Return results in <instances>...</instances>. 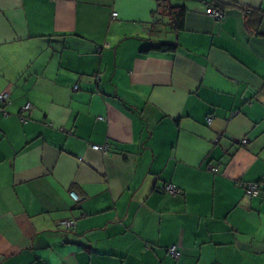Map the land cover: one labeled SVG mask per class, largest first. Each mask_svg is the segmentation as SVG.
I'll return each instance as SVG.
<instances>
[{"label": "crops", "instance_id": "0c3cea01", "mask_svg": "<svg viewBox=\"0 0 264 264\" xmlns=\"http://www.w3.org/2000/svg\"><path fill=\"white\" fill-rule=\"evenodd\" d=\"M4 91L0 264H264V0H0Z\"/></svg>", "mask_w": 264, "mask_h": 264}, {"label": "built area", "instance_id": "2783aa9c", "mask_svg": "<svg viewBox=\"0 0 264 264\" xmlns=\"http://www.w3.org/2000/svg\"><path fill=\"white\" fill-rule=\"evenodd\" d=\"M205 13H206V15H208L209 17L214 18V19H219L222 17V12L215 7H207L205 9ZM111 16L115 17L116 13H112ZM74 90H76V86L74 87ZM7 96H8L7 92H5V91L1 92L0 93V102L3 103L7 99ZM28 108H29V104L25 105L22 110L26 111ZM207 121L208 122L211 121V116L207 117ZM242 142H246V139H242ZM91 148L94 150L101 151V150H105L107 148V145L93 144V145H91ZM245 189H246L245 195H247V197H252V196L256 195L258 192L257 185L254 182L248 183L246 185ZM164 190L171 193L172 195H175L179 192V189L172 183H166L164 185ZM70 195L75 202H78L80 200V198L74 192H70ZM58 223L60 226H63L65 228H73L75 226V220H71V219H61L58 221ZM169 253L174 258H178L180 255V253L178 251H176L174 249V247H171L169 249Z\"/></svg>", "mask_w": 264, "mask_h": 264}, {"label": "trees", "instance_id": "16d2710c", "mask_svg": "<svg viewBox=\"0 0 264 264\" xmlns=\"http://www.w3.org/2000/svg\"><path fill=\"white\" fill-rule=\"evenodd\" d=\"M217 9H219L221 12H222V10L217 6ZM185 7L184 6H177V7H170V14H171V16H172V18H173V24H174V27L173 28H175L176 30H180L182 27H183V20H184V15H185ZM222 15H223V12H222ZM222 18V17H221ZM212 19H214V18H212ZM220 19V18H219ZM215 20H218V19H215ZM249 21V20H248ZM156 48L157 49H159V50H166V51H174V49L176 48V44H173V43H162V44H159L158 46H156ZM96 81H98L99 79H100V76L99 75H96ZM76 86V90H77V85H74L73 86V90H74V87ZM209 116H211V115H209ZM240 143L241 144H245L246 142H242V140L240 141ZM214 170V171H213ZM212 171L213 172H215L216 171V169H212ZM251 182H253V181H249V182H244V183H242V186H243V188H244V195H245V188H246V185L248 184V183H251ZM167 183H170V182H167ZM256 185H257V190H258V192H257V194L256 195H254V196H252V197H257L258 195H259V192H260V185H259V183L258 182H254ZM166 183H164V185H165ZM164 187V186H163ZM166 193H168L170 196H172V197H175V196H177V195H179V193H180V190H179V192L177 193V194H175V195H172L171 193H169V192H167L166 190H164ZM246 197H247V195H245ZM70 197H71V195H70ZM252 197H247V198H252ZM72 198V197H71ZM73 199V198H72ZM75 202V201H74ZM68 219H71V218H68ZM71 220H74V219H71ZM63 227V226H62ZM64 229H72V228H65V227H63ZM74 228V227H73ZM171 248V247H170ZM170 248H168V253H169V249ZM175 249V248H174ZM177 251V250H176ZM179 253H180V251H178ZM170 254V253H169ZM172 256V255H171ZM173 257V256H172Z\"/></svg>", "mask_w": 264, "mask_h": 264}]
</instances>
